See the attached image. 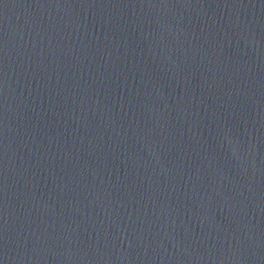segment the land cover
<instances>
[{
	"label": "water",
	"instance_id": "95a60500",
	"mask_svg": "<svg viewBox=\"0 0 264 264\" xmlns=\"http://www.w3.org/2000/svg\"><path fill=\"white\" fill-rule=\"evenodd\" d=\"M0 264H182L98 206L0 156Z\"/></svg>",
	"mask_w": 264,
	"mask_h": 264
}]
</instances>
